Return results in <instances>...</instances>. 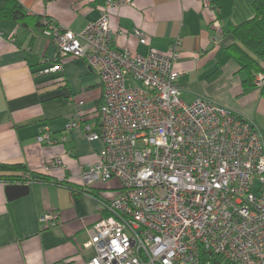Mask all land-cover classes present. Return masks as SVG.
Wrapping results in <instances>:
<instances>
[{"label": "built area", "instance_id": "obj_1", "mask_svg": "<svg viewBox=\"0 0 264 264\" xmlns=\"http://www.w3.org/2000/svg\"><path fill=\"white\" fill-rule=\"evenodd\" d=\"M199 2L214 7L213 0ZM125 3L105 0L101 16L79 32L42 19L57 46L49 71L61 70L69 55L84 58L103 88L95 120L84 119L78 102L65 126L103 146L99 160L81 168L83 185L118 182L117 194L97 199L105 215L83 244L96 250L86 264H203L204 250L230 264H264L263 132L204 96L184 101L175 69L179 39L165 54L134 29L146 53L116 47L110 11ZM129 76L143 86L127 84ZM254 83L263 87L264 73ZM37 140L54 143L48 128ZM51 168L66 166L55 159ZM41 220L55 225L59 211Z\"/></svg>", "mask_w": 264, "mask_h": 264}, {"label": "crops", "instance_id": "obj_2", "mask_svg": "<svg viewBox=\"0 0 264 264\" xmlns=\"http://www.w3.org/2000/svg\"><path fill=\"white\" fill-rule=\"evenodd\" d=\"M18 1L29 23L0 21V163L24 164L35 180L26 183L28 194L12 200L6 191L9 183L0 181V264H86L96 250L83 244L105 212L96 197L82 191L86 186L80 172L99 160L103 146L98 140L89 141L83 129L68 131L65 126L75 116L78 102L84 119L93 122L103 88L84 58L69 55L61 60V70L49 71L57 46L37 20L50 18L79 32L101 16L105 0ZM125 1L110 11L116 47L146 53L134 29L165 54L179 39L175 69L182 72L184 101L204 96L219 102L252 120L264 134V86L254 83L256 74L264 73L260 0H213L212 9L199 0ZM254 19L256 24L243 28L242 37L232 31ZM138 83L127 78V84ZM46 128L54 138L52 144L37 140ZM55 159L66 168L48 169ZM110 186H99L100 193L117 194L118 182ZM53 209L59 211L58 223L47 226L41 217Z\"/></svg>", "mask_w": 264, "mask_h": 264}, {"label": "trees", "instance_id": "obj_3", "mask_svg": "<svg viewBox=\"0 0 264 264\" xmlns=\"http://www.w3.org/2000/svg\"><path fill=\"white\" fill-rule=\"evenodd\" d=\"M261 4V9L258 7V14L264 13L263 11V4L259 1ZM16 15H18L16 17ZM29 16L26 14L25 10L23 9L22 5L19 3L18 0H0V21H6V20H18L21 22H28L29 23ZM42 18H39L37 20V25L43 29L45 25L41 22ZM255 19L247 21L246 23L236 26L233 28V32L240 38L242 37L243 28L250 27L255 25ZM252 65V62L251 64ZM255 76V75H254ZM34 172H30V170L21 163L16 164H5L0 163V181H4L9 184H26L29 181H34L35 178L33 177ZM29 175V177L27 176ZM39 177V176H38ZM39 179L48 180V177L41 176ZM102 188L100 187H86V189L82 190L85 192H88L89 194L93 195L97 199L101 196H104L100 193V190ZM202 262L205 264L206 262H210V264H230L228 262H224L221 260V258H218L214 256L213 254H210L209 251L204 250L202 252Z\"/></svg>", "mask_w": 264, "mask_h": 264}, {"label": "water", "instance_id": "obj_4", "mask_svg": "<svg viewBox=\"0 0 264 264\" xmlns=\"http://www.w3.org/2000/svg\"><path fill=\"white\" fill-rule=\"evenodd\" d=\"M17 16L18 15H16V17ZM29 190H30V185L28 184H9L6 188L7 195L10 200L28 194Z\"/></svg>", "mask_w": 264, "mask_h": 264}, {"label": "rangeland", "instance_id": "obj_5", "mask_svg": "<svg viewBox=\"0 0 264 264\" xmlns=\"http://www.w3.org/2000/svg\"><path fill=\"white\" fill-rule=\"evenodd\" d=\"M139 86H143L141 83H138Z\"/></svg>", "mask_w": 264, "mask_h": 264}]
</instances>
